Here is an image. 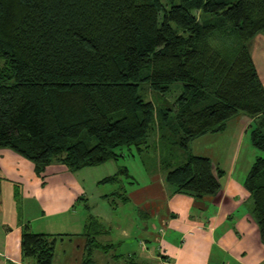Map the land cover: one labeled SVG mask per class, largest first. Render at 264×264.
Masks as SVG:
<instances>
[{"label": "trees", "instance_id": "obj_1", "mask_svg": "<svg viewBox=\"0 0 264 264\" xmlns=\"http://www.w3.org/2000/svg\"><path fill=\"white\" fill-rule=\"evenodd\" d=\"M262 32L264 0H0V149L39 173L55 163L76 172L118 159L123 147L142 153L158 132L165 147L188 149L179 164L164 160L174 191L217 195L224 171L190 144L246 113L256 119L251 141L263 153L245 185L264 243V83L248 43ZM175 83L182 93L171 118L173 109L159 110L143 90L165 94ZM123 176L126 167L101 183ZM112 195L115 205L129 199ZM87 228L82 264H94L96 250L115 245L98 239L100 219L90 215ZM62 235L26 225L25 257L55 264Z\"/></svg>", "mask_w": 264, "mask_h": 264}, {"label": "crops", "instance_id": "obj_2", "mask_svg": "<svg viewBox=\"0 0 264 264\" xmlns=\"http://www.w3.org/2000/svg\"><path fill=\"white\" fill-rule=\"evenodd\" d=\"M255 123V118L239 114L228 121L225 130L192 141L191 153L211 158L224 171L219 193L203 197L174 191L160 150L162 157L152 170L141 167L135 154L124 152L118 159L76 172L55 163L39 173L29 159L11 149H0V264H33L21 245L26 225L38 233L64 234L57 243L55 264H82L90 215L105 225L98 236L102 243L115 245L112 237L120 234V247L124 248L112 260L104 254L114 246L105 253L96 250L94 264H129V259L145 264H264V243L251 213L253 198L245 185L260 154L251 141ZM131 158L140 176L147 170L143 183L131 173ZM182 158L179 156L180 161ZM121 167L129 172L116 182L121 184L118 192L129 198L121 202H130L136 210L128 214L131 226L120 222L116 229L109 226L111 213L118 207L115 192L100 187L107 184L102 179L117 174Z\"/></svg>", "mask_w": 264, "mask_h": 264}, {"label": "rangeland", "instance_id": "obj_3", "mask_svg": "<svg viewBox=\"0 0 264 264\" xmlns=\"http://www.w3.org/2000/svg\"><path fill=\"white\" fill-rule=\"evenodd\" d=\"M199 14L200 13L197 12V15L200 17ZM204 17H206V16H204ZM248 43H249V48H250L251 54L253 56V59H254L256 65H257V68L259 70L261 80L264 83V32L259 33L255 38L250 40ZM181 93H182V85L180 83L173 84L170 87V90L165 94H162L161 92H158V91L152 92L151 89L149 88V86H145L144 90H143V95L146 98L154 101L159 110H161V109L165 110L168 108H172L173 111H168L171 113L170 114L171 118H173L174 113H175L174 103H176V100L181 95ZM240 114H245V115L249 116L246 113H240ZM249 117H251V116H249ZM252 118H254V117H252ZM95 143H96L95 137H92V139H88V145L89 146H92ZM148 143H149V146H147V148L144 149V151H142V153L139 152L135 146H133L131 149H129L128 147H123V148H121V150H123L124 152H127V153L135 154L137 157V160H139V162L141 164V167H143L144 169H147V170L148 169L152 170V169H155L157 167L158 157L160 156L159 150L161 152V155L163 157H166L168 162H170V161L175 162L176 161L178 164L183 161L186 154L188 153V149H186V150L185 149H178V148L170 149L168 147H165V145L159 141L158 132H153L151 134ZM142 147L145 148V145L143 144ZM260 154H263V153L260 152ZM181 155H183L182 161L179 160V156L181 158ZM162 156H160V157H162ZM141 160L143 162H145V164H143ZM113 162H116V161H113ZM113 162L110 164H114ZM120 162L122 163L123 161L120 160ZM134 163H135V161L132 160V158H131V160H129V164L131 165V169H132L131 173L135 177H137V179L139 181H141L143 183L144 179L148 175V173L146 174L147 170L142 171V173L144 175L140 176V173L135 171ZM110 164L109 165L106 164L105 167L111 166ZM112 169H115V167H112ZM116 170H118L117 166H116ZM100 188H101V190H106V191L108 190L109 192H118L121 190V184H119V183H112V184L107 183L105 185V187L101 186ZM117 203H118V207H116L114 209L115 211H114L113 215L111 213L112 217L109 220V226H112L114 228H116V227L119 228L120 225H118V224L120 222H126V225L131 226L133 223L132 222L130 223L129 219H127L128 214L131 216L132 214H130V212H131L130 210L135 212L136 208L133 209L134 206L130 202L123 203L119 200V201H117ZM102 204H105V203H102ZM30 209H31V214L35 215L34 213H36V210H35L33 204H31ZM139 209H141V211H143V212L150 213L149 211H146L145 208H139ZM142 222H143V220H142ZM119 238H121L120 234L113 236L112 241L115 243L114 250L111 249L110 253H107V254L104 252L105 253L104 256L106 257V255H107L109 260H112L113 254L116 255V254H121V252H124V248L120 247L121 246V244H120L121 239H119ZM102 240H103V238H102ZM131 241H132V239H131ZM118 248H120V251H118ZM100 252H102V251H100ZM96 263H98V260ZM118 263L120 264L121 261H119ZM105 264H107V262H105ZM111 264H113V263H111Z\"/></svg>", "mask_w": 264, "mask_h": 264}]
</instances>
